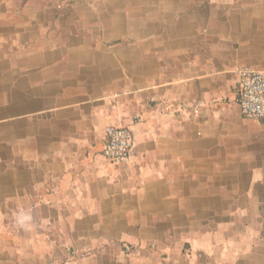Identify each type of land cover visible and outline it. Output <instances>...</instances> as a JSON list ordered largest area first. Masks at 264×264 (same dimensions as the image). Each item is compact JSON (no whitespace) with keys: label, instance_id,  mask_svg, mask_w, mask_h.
<instances>
[{"label":"crops","instance_id":"crops-1","mask_svg":"<svg viewBox=\"0 0 264 264\" xmlns=\"http://www.w3.org/2000/svg\"><path fill=\"white\" fill-rule=\"evenodd\" d=\"M246 67L264 0H0V264H264Z\"/></svg>","mask_w":264,"mask_h":264},{"label":"built area","instance_id":"built-area-1","mask_svg":"<svg viewBox=\"0 0 264 264\" xmlns=\"http://www.w3.org/2000/svg\"><path fill=\"white\" fill-rule=\"evenodd\" d=\"M238 76L237 101L242 115L264 123V72L246 67L239 70ZM133 146L132 126H107L102 155L108 162L118 165L128 161Z\"/></svg>","mask_w":264,"mask_h":264}]
</instances>
